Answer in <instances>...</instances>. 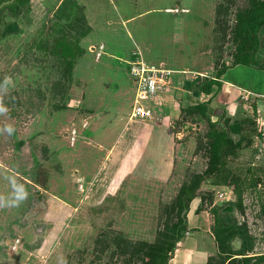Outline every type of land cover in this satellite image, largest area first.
<instances>
[{"label":"rangeland","instance_id":"374dc122","mask_svg":"<svg viewBox=\"0 0 264 264\" xmlns=\"http://www.w3.org/2000/svg\"><path fill=\"white\" fill-rule=\"evenodd\" d=\"M13 1L0 10V100L7 109L0 115V264H144L146 253L133 242L163 239L166 210L194 175L200 188L168 264H206L208 257L220 264L213 234L220 221L210 208L220 212L235 193L220 184L221 171H206L217 141L208 118L193 109L206 100L216 130L235 118H255L251 144L220 153L225 167L246 177L235 214L257 238L253 251L264 250V96L252 92L264 93V69H226L221 80L247 88L235 99L225 83L224 95L216 85L208 95L190 91L201 75L231 65L235 14L248 0ZM62 34L76 47L71 67L54 49ZM137 49L148 64L174 72L167 91L138 100L156 109L159 121L134 143L125 140L136 122L149 119L133 118L119 142L135 97L127 60ZM256 59L264 64V50ZM17 188L25 199H16ZM201 196L207 200L198 210ZM117 236L121 244L131 241L123 244L134 250L126 262L111 255Z\"/></svg>","mask_w":264,"mask_h":264},{"label":"trees","instance_id":"16d2710c","mask_svg":"<svg viewBox=\"0 0 264 264\" xmlns=\"http://www.w3.org/2000/svg\"><path fill=\"white\" fill-rule=\"evenodd\" d=\"M15 1L22 2L23 0H14L13 2ZM61 3H63V5H67L65 0H62ZM4 6H2L0 10ZM18 10L19 8L17 11ZM12 11H14V9ZM262 31H264V0H248L247 5L239 9L235 14L233 37L237 40V46L235 57L232 60L231 65L226 66L222 64L220 68L216 69L215 74L210 76L201 75L200 77L202 78V81L199 82V87L197 89H190L189 87L190 91L193 93L198 92L199 94L203 93L208 95L211 93L214 85H216L217 89L219 88L220 91L223 83L220 80L221 76L227 68L237 64L248 65L253 68L263 70L264 64L256 59V53L258 50H264V40L260 45V34ZM70 43L72 42H70L63 34L54 41V49L59 51L58 53L63 56V60L61 62L64 63V66L68 67H71V60L73 58L74 51L76 50V47L73 45L71 46ZM75 56L76 55H74V57ZM184 85L188 87L192 85V83L191 81H186ZM252 92L259 96H264V93L258 91ZM194 105L193 109L199 113V116L208 118L209 128H211L208 133L211 134L213 140L216 139L217 141V144L213 147V160L210 161L209 168L206 171L209 173L213 168L216 173L221 171L222 176L220 177V184H225L227 186L232 185V190L235 193V200L226 203L222 208H220V212H218L217 208H210L214 213L215 222L220 221V224L217 225L216 223V226H214L213 229L214 238L220 248L219 254H217L216 258L220 259V264L225 262L226 264H264V250L258 252L253 251L255 248V240L257 239L256 236L250 232L246 220H238L235 214L236 209H242V184L245 183L244 181L246 177L243 176V180L239 177V174H234L230 168L225 167V160L220 153V151L224 148L226 153L234 155L236 154L237 149L250 145L252 142V134L256 133L257 130L255 118L246 116L235 118L234 121L226 124L227 126L225 129L221 128L220 130H216V123L209 119L210 107L208 100L205 102H195ZM189 106L190 104L186 105V107ZM256 107L257 103H254V108ZM228 131H231V133L235 132L238 135L240 134L239 139L233 141L228 135ZM257 134H259V132H257ZM199 188V176L194 175L190 181L182 184V186L178 189L175 198L170 202L166 210L167 214L165 222L168 225L166 226V230L163 234V239H161L158 244L151 245L141 241L133 242L132 246L135 248L136 252L146 253L147 260L144 264H168V260L171 258V255L175 250L176 243L181 240L185 230L187 229L185 214L188 211L189 202L196 197V193H198ZM206 200L207 199L201 196V201L197 207L198 210L202 209ZM209 202L211 203L210 200ZM261 213L264 214V206L261 208ZM169 215H175V220H172ZM221 217L225 220H221ZM114 239L113 249L110 250L111 255H121L125 259L124 262L132 259L134 257V250H127L126 246L123 245L124 243L131 241L127 240L121 244V236H117ZM237 240L239 241V244L236 247L235 242ZM103 247L104 246L100 248L101 251L103 250ZM141 247L143 250H141ZM213 262L214 261L208 257L206 264H215Z\"/></svg>","mask_w":264,"mask_h":264},{"label":"built area","instance_id":"2783aa9c","mask_svg":"<svg viewBox=\"0 0 264 264\" xmlns=\"http://www.w3.org/2000/svg\"><path fill=\"white\" fill-rule=\"evenodd\" d=\"M177 9L175 8V10ZM127 65L129 75L135 85V97L130 116L149 117L152 108L144 106L138 100H151L158 92L167 91L174 70L148 64L143 60L139 50L132 52L131 58L127 60Z\"/></svg>","mask_w":264,"mask_h":264},{"label":"crops","instance_id":"0c3cea01","mask_svg":"<svg viewBox=\"0 0 264 264\" xmlns=\"http://www.w3.org/2000/svg\"><path fill=\"white\" fill-rule=\"evenodd\" d=\"M176 38V37H175ZM178 38V37H177ZM102 48L103 49H105V45L102 43ZM137 50H139V49H137ZM102 51V53H101V55L99 56V58L97 59L98 61H99V59L102 57V55L104 54V51L103 50H101ZM136 51V50H135ZM140 51V50H139ZM184 70H187V69H184ZM192 71H194V72H197V73H199V72H201L200 70H198V69H194V70H192ZM221 80V79H220ZM223 83H222V86H221V89H220V93H221V95H224V92L226 91L225 89H227L225 86V84H228V85H230V86H232L231 88H232V90H229V92H228V95H232L233 96V98L235 99V96H237L241 91L239 90V89H241L242 87H240V86H236L235 84H233V83H231L230 81H224V80H221ZM225 83V84H224ZM242 89H244L245 90V88H242ZM262 110V109H261ZM260 110V111H261ZM262 113V112H261ZM164 117V116H163ZM133 118H135V117H131L130 116V114L128 115V117H127V119H126V122H125V124H124V126H123V132L121 133V135H120V141L119 142H123V140L124 139H126V138H124L123 140H122V138H123V136H124V133L126 132V130L127 129H129V126H130V123H131V121L133 120ZM137 118V117H136ZM148 119H149V122H144L143 124H141L142 122H136L137 124L135 125V129H134V134L133 135H131V136H129L125 141H127V140H129V139H131L134 143H135V141L136 142H138L139 140H138V138H139V134H141L140 133V131L141 132H145V131H151V128H153L154 127V125L157 123L156 121H159L158 120V116L156 115V109H154V108H152V111H151V114H150V116L149 117H147ZM142 119V118H141ZM166 118H162V120H164V121H167L168 123H170V119L168 120V119H166ZM143 120V119H142ZM151 120V121H150ZM139 124H141L142 126L141 127H139ZM144 125V126H143ZM134 127V126H133ZM170 133V132H169ZM116 140V139H115ZM122 140V141H121ZM118 142V143H119ZM121 144V143H120ZM170 144V143H169ZM115 150H116V145H115ZM113 152H114V150H113ZM112 152V153H113ZM112 153H111V155H112ZM108 155H110V154H108ZM126 158H124L123 157V161L125 160ZM136 161V160H135ZM138 162H139V160L137 161V167H138ZM124 163V167H125V164L127 163V161H125V162H123ZM137 167H136V169H137ZM157 171H159V169H157ZM157 171H156V173H157ZM159 173V172H158ZM157 173V174H158Z\"/></svg>","mask_w":264,"mask_h":264},{"label":"clouds","instance_id":"9594fccd","mask_svg":"<svg viewBox=\"0 0 264 264\" xmlns=\"http://www.w3.org/2000/svg\"><path fill=\"white\" fill-rule=\"evenodd\" d=\"M6 111H7L6 107L3 105L2 100H0V115H3L4 113H6ZM5 127L10 132L14 131V128L11 125H7ZM25 198H26V196L23 193V189L22 188H17L16 189V199L19 201V200H22V199H25Z\"/></svg>","mask_w":264,"mask_h":264},{"label":"water","instance_id":"95a60500","mask_svg":"<svg viewBox=\"0 0 264 264\" xmlns=\"http://www.w3.org/2000/svg\"><path fill=\"white\" fill-rule=\"evenodd\" d=\"M11 1H12V0H7V1L3 2L2 4H0V7H1L2 5H4V4H7V3L11 2ZM194 95H195V96H200V94H199L198 92H194Z\"/></svg>","mask_w":264,"mask_h":264}]
</instances>
